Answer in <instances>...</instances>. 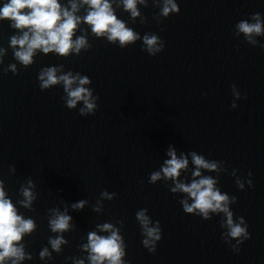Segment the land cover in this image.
I'll use <instances>...</instances> for the list:
<instances>
[{"label": "water", "instance_id": "water-1", "mask_svg": "<svg viewBox=\"0 0 264 264\" xmlns=\"http://www.w3.org/2000/svg\"><path fill=\"white\" fill-rule=\"evenodd\" d=\"M176 3L179 13L159 25L153 20L159 9L151 0L148 8L140 6L147 18L143 25L139 18L133 22L128 13L116 10L117 17L141 36L154 33L165 42L156 56L141 51L142 41L121 49L96 39L89 29V51L66 59L40 53L32 66L23 68L9 48L16 30L7 20L0 21V47L7 49L0 65V178L14 203L29 178L38 193L34 211L19 209L37 224V231L24 237L33 258L23 264H45L39 251L55 235L48 229L47 210H63L62 201L70 206L82 199L88 201L82 211L69 207L75 224L64 234L69 243L46 264H72L67 258L82 255L78 246L97 223L117 220L124 223L126 264H264V48L234 36L240 20L257 12L264 17V0ZM257 40L264 44V37ZM10 63H17L18 74H3ZM59 64L64 71L90 78L93 94L99 97L94 114L80 116L82 103L66 108L59 86L40 90V69ZM231 85L241 94L235 109L230 108ZM170 144L177 154L196 151L225 162L227 172L220 173L218 187L237 197L230 208L234 217L245 219L250 234L238 254L221 239L222 214L210 220L185 214L180 194L170 193L163 182L148 183L150 173L167 158ZM9 165L15 167L14 175ZM233 169L242 180L251 172L253 186L245 183L239 190L230 175ZM105 190L117 196L104 200L98 214L92 208ZM142 208L160 223L162 238L155 253L141 243L135 213Z\"/></svg>", "mask_w": 264, "mask_h": 264}, {"label": "clouds", "instance_id": "clouds-1", "mask_svg": "<svg viewBox=\"0 0 264 264\" xmlns=\"http://www.w3.org/2000/svg\"><path fill=\"white\" fill-rule=\"evenodd\" d=\"M151 5L159 9L153 16L158 25L162 19L180 11L176 0H151ZM140 6L148 8L149 0H66V3H61L60 0H4L0 6V21L7 20L10 28L16 30L17 34L9 38V48L13 59L23 68L32 66L34 58L40 53L66 59L89 51L92 47L88 40L89 29L96 39H105L107 43L121 49L142 41L141 51L149 56H156L163 51L165 42L154 33L141 36L115 14L116 10L122 9L129 14L131 21L135 22L139 18L143 25L147 18L142 15ZM81 10L83 15L79 14ZM234 36H243L247 44L264 48V44L257 40V37H264V17L257 12L246 20H240L234 26ZM6 55L7 49L0 47V65ZM17 63H10L3 69V74H18ZM37 80L41 91L61 87L64 93L61 99L69 110L76 109L78 103H82L78 110L80 116L87 117L96 112L99 97L93 94L90 87L92 81L88 76L71 70L64 71V65L59 64L42 67ZM230 87L233 96L230 108L235 109V101L241 99V94L235 85ZM166 156L159 170L150 173L148 183L163 182L170 193L180 194L182 198L179 204L185 214L199 216L203 220L222 214L220 227L225 231L221 232V239L238 254L239 245L250 239V234L245 219L234 217L230 208L237 203V197L229 196L218 187L220 173L227 172L225 162L206 159L196 151L177 154L176 148L171 144L168 145ZM15 171V167L9 165V174L14 175ZM205 172L216 173V176L205 175ZM230 175L235 177L236 187L241 191L244 190L245 183L249 188L253 186L251 172L247 173V180L237 176L236 169ZM17 195L19 198L14 203L6 191L5 179L0 178V264H23L33 258L26 250L24 237L35 233L37 224L33 218L25 217L19 211L20 208L34 211L33 204L38 193L31 178L20 185ZM116 196L115 192L101 191L92 210L101 213L103 201H111ZM62 203L63 210L60 207L47 210L48 229L55 235L49 236L48 246L39 251V259L45 264L53 259V253L62 252L63 246L69 243L64 234L75 229L73 218L68 214L69 207L73 211H82L88 201L82 199L70 206L66 202ZM147 213V208L139 209L135 213V219L140 227L142 246L149 253H155L157 242L162 238L161 227L159 221H153ZM123 227L122 220L97 223L96 230L89 231L86 242L78 246L82 255L67 259L72 264H126L124 258L127 246L121 235ZM233 240L236 241L235 244L231 243Z\"/></svg>", "mask_w": 264, "mask_h": 264}]
</instances>
